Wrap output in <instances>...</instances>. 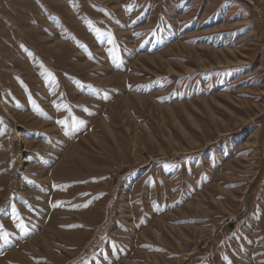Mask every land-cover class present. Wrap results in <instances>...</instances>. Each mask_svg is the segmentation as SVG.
Masks as SVG:
<instances>
[{"label": "rangeland", "instance_id": "rangeland-1", "mask_svg": "<svg viewBox=\"0 0 264 264\" xmlns=\"http://www.w3.org/2000/svg\"><path fill=\"white\" fill-rule=\"evenodd\" d=\"M0 235V264H264V0H0Z\"/></svg>", "mask_w": 264, "mask_h": 264}, {"label": "snow or ice", "instance_id": "snow-or-ice-1", "mask_svg": "<svg viewBox=\"0 0 264 264\" xmlns=\"http://www.w3.org/2000/svg\"><path fill=\"white\" fill-rule=\"evenodd\" d=\"M111 42V41H110ZM63 123V122H61ZM79 123H83V121H79ZM78 128V124L77 123H73V130H76ZM0 239H5L7 240V236L6 235H0Z\"/></svg>", "mask_w": 264, "mask_h": 264}]
</instances>
